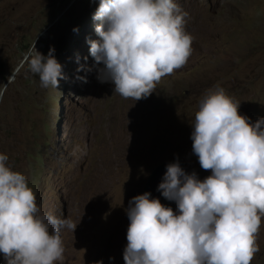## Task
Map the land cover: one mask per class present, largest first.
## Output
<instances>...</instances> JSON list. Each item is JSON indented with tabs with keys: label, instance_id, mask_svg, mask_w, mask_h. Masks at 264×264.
<instances>
[{
	"label": "rangeland",
	"instance_id": "374dc122",
	"mask_svg": "<svg viewBox=\"0 0 264 264\" xmlns=\"http://www.w3.org/2000/svg\"><path fill=\"white\" fill-rule=\"evenodd\" d=\"M98 2L0 0V87L16 73L0 97V153L25 175L40 213L77 223L61 232L63 264H124L125 209L157 165L178 154L199 179L210 174L190 139L207 90L222 87L250 121L264 117V0H176L191 53L137 101L97 79L102 65H93L86 38L100 39ZM34 42L42 54L54 47L57 88L41 87L21 63ZM256 243L250 264H264V215Z\"/></svg>",
	"mask_w": 264,
	"mask_h": 264
},
{
	"label": "clouds",
	"instance_id": "9594fccd",
	"mask_svg": "<svg viewBox=\"0 0 264 264\" xmlns=\"http://www.w3.org/2000/svg\"><path fill=\"white\" fill-rule=\"evenodd\" d=\"M186 16L176 0H99L93 19L101 21L95 26L100 39L86 38L93 65H102L97 79L111 82L123 98H146L191 53ZM21 63L38 75L41 87H58L62 73L53 46L42 54L34 42ZM238 107L220 86L198 101L191 150L210 174L199 179L178 160L165 165L157 191L175 202V212L148 191L129 199L124 264H250L259 251L256 234L264 215V117L250 121ZM7 161L0 153L4 264H63L61 232H74L77 223L40 213L25 175Z\"/></svg>",
	"mask_w": 264,
	"mask_h": 264
},
{
	"label": "water",
	"instance_id": "95a60500",
	"mask_svg": "<svg viewBox=\"0 0 264 264\" xmlns=\"http://www.w3.org/2000/svg\"><path fill=\"white\" fill-rule=\"evenodd\" d=\"M174 160H178L180 166L185 170V172H188L186 167H185V163L184 160L182 159V157L180 155H176L174 158L169 159L164 161L163 163L159 164L156 166V168L151 172V174L149 175L148 181L144 187L143 192L148 191L150 193V198L151 197H156L160 200V202L166 206H170L173 207L175 206V202L174 201H169L167 199H165L159 191H157V184L159 183L157 181V179L160 181L162 178L163 173L166 170L165 165L167 163L173 162Z\"/></svg>",
	"mask_w": 264,
	"mask_h": 264
},
{
	"label": "bare ground",
	"instance_id": "6f19581e",
	"mask_svg": "<svg viewBox=\"0 0 264 264\" xmlns=\"http://www.w3.org/2000/svg\"><path fill=\"white\" fill-rule=\"evenodd\" d=\"M106 83V82H105ZM106 85V84H105ZM109 85V84H108ZM108 85H106V86H108ZM105 88V87H104ZM104 91V90H103ZM99 92V91H98ZM101 92V94L100 95H102V91H100ZM105 92V91H104ZM105 98V97H104ZM87 257V256H86ZM121 258V257H120Z\"/></svg>",
	"mask_w": 264,
	"mask_h": 264
}]
</instances>
